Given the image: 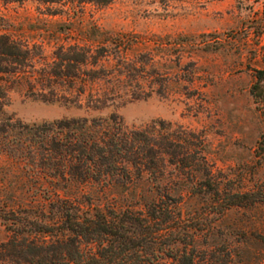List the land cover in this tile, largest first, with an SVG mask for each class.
Here are the masks:
<instances>
[{
	"label": "rangeland",
	"instance_id": "rangeland-1",
	"mask_svg": "<svg viewBox=\"0 0 264 264\" xmlns=\"http://www.w3.org/2000/svg\"><path fill=\"white\" fill-rule=\"evenodd\" d=\"M50 7L30 0L0 2V24L14 38L41 44L34 51L37 71L57 63L59 43L79 41L107 50L96 68L108 76L86 82L79 99L69 93L78 84L51 92L0 73L5 113L28 124L115 118L127 127L159 122L164 131L191 134L212 186L196 183L187 191L195 180L186 168L165 176L166 187L181 200L177 231L189 233V247L213 264H264V109L251 93L254 70L264 67V0H112L68 10ZM125 54L137 67L128 75L118 74L125 70ZM91 95L102 96L100 102ZM48 185L0 154L1 209L45 203L35 190ZM150 185L142 176L125 183L90 180L63 191L92 206L141 209ZM11 236L0 218V243Z\"/></svg>",
	"mask_w": 264,
	"mask_h": 264
},
{
	"label": "trees",
	"instance_id": "trees-1",
	"mask_svg": "<svg viewBox=\"0 0 264 264\" xmlns=\"http://www.w3.org/2000/svg\"><path fill=\"white\" fill-rule=\"evenodd\" d=\"M26 1L0 0L3 4ZM30 1L68 10L88 2L107 4L112 0ZM63 8L49 9L48 14H59ZM0 30V73L24 79L31 87L35 83L55 92L64 83L69 89L78 84L69 93L74 91L80 99L86 82L108 76L96 68L99 59L108 56L102 46L79 41L59 43L57 63L37 71L34 51L41 44L14 38L1 24ZM122 57L125 70H118V74L137 70L126 54ZM254 71L251 93L264 109V67ZM101 97L96 95L95 103ZM6 100V89L0 85V154L18 163L29 176L47 179L49 185L35 190L44 194L45 203L0 208V218L12 232L9 240L0 243V264H213L189 247V233L177 231V224L182 222L181 200L164 181L167 174L186 168L195 180L187 185V191L196 183L211 188L210 173L191 134L164 131L159 122L127 127L115 118L28 124L5 113ZM142 176L151 184L147 188L151 194L141 209L92 206L67 197L63 191L90 180L125 183Z\"/></svg>",
	"mask_w": 264,
	"mask_h": 264
}]
</instances>
